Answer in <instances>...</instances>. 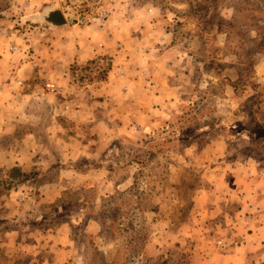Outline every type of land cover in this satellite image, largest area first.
I'll use <instances>...</instances> for the list:
<instances>
[{"label":"rangeland","instance_id":"1","mask_svg":"<svg viewBox=\"0 0 264 264\" xmlns=\"http://www.w3.org/2000/svg\"><path fill=\"white\" fill-rule=\"evenodd\" d=\"M24 1L0 0V19L32 30L38 49L49 38L39 30L59 27L35 21L34 15L54 6L66 21L60 27L75 36L79 27L109 24L111 33L124 38L125 55H118V40L111 53L81 66L70 63L72 81L82 88L100 85L123 63L126 75L133 72L136 78L139 64L153 68L169 78L166 86L177 77V105L164 110L149 105L139 135L123 143L139 164L133 166V185L124 192L97 191L96 184L85 189L86 209L102 223L108 241L104 254L87 251L89 259L93 264H189L181 224L182 230L193 224L207 229L215 251L221 248L229 234L220 232L214 215L215 184L226 177L238 181L243 173L264 180V0H46L32 10L21 7ZM163 29L172 33L168 42L160 39ZM174 43L188 50L184 78L164 71V60L186 65ZM147 44L150 52L144 51ZM21 178L12 169L0 170L5 188ZM54 207L47 205L42 225L65 219L67 211L55 214ZM192 236L190 241L200 243V232Z\"/></svg>","mask_w":264,"mask_h":264},{"label":"crops","instance_id":"2","mask_svg":"<svg viewBox=\"0 0 264 264\" xmlns=\"http://www.w3.org/2000/svg\"><path fill=\"white\" fill-rule=\"evenodd\" d=\"M45 1L25 0L21 7L38 9ZM12 26L0 19V170L17 168L26 179L10 188L0 180V264H93L87 251L104 254L108 241L102 223L86 209L85 189L96 184L97 191L124 192L133 185V166L139 164L123 143L139 135L149 105L161 110L177 105V77L166 86V75L139 64L136 78L133 72L126 75L122 62L100 85L82 88L72 81L71 62L81 66L111 53L118 40V55H125L124 38L111 33L109 24L79 27L76 36L70 28H42L39 32L49 35L42 49L32 30ZM171 37L163 29L161 41ZM147 45L144 51L150 52ZM176 47L180 62L188 64V50L181 43ZM164 62V71L188 75L187 64ZM45 82H54L57 91L36 96L34 89ZM117 141H123L121 146ZM242 175L238 181L226 177L213 190L219 198L213 211L220 232L229 234L221 248L215 251L207 229L202 232L193 224L182 230L180 225L191 252L189 264H264V180ZM52 203L55 214L67 211L65 219L42 225ZM231 203H236L233 210ZM194 232L201 233L200 243L190 241Z\"/></svg>","mask_w":264,"mask_h":264},{"label":"water","instance_id":"3","mask_svg":"<svg viewBox=\"0 0 264 264\" xmlns=\"http://www.w3.org/2000/svg\"><path fill=\"white\" fill-rule=\"evenodd\" d=\"M34 16L35 21L44 23L48 26L60 27L65 25L66 23L63 13L61 12L58 6L46 8L45 10L38 14H35Z\"/></svg>","mask_w":264,"mask_h":264},{"label":"built area","instance_id":"4","mask_svg":"<svg viewBox=\"0 0 264 264\" xmlns=\"http://www.w3.org/2000/svg\"><path fill=\"white\" fill-rule=\"evenodd\" d=\"M18 85H22L21 81H17ZM57 86L54 82H45L43 85H41L39 88L34 89V93L36 96H41L43 92H56ZM63 114V112L61 113Z\"/></svg>","mask_w":264,"mask_h":264},{"label":"trees","instance_id":"5","mask_svg":"<svg viewBox=\"0 0 264 264\" xmlns=\"http://www.w3.org/2000/svg\"><path fill=\"white\" fill-rule=\"evenodd\" d=\"M256 103V102H255ZM12 172L13 173H15L16 174V176H18V177H22L19 181L21 182V181H24L26 178L24 177V175L21 173V171L19 170V169H17V168H12ZM15 180H13V184L15 183L14 182ZM7 184H10V182H6ZM12 184V185H13ZM9 187H11V186H9ZM47 207V206H46ZM49 207V206H48ZM51 208V207H50ZM60 221H62V220H60ZM59 221V222H60ZM58 223V222H57ZM48 225H51V224H48Z\"/></svg>","mask_w":264,"mask_h":264}]
</instances>
